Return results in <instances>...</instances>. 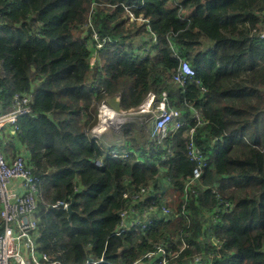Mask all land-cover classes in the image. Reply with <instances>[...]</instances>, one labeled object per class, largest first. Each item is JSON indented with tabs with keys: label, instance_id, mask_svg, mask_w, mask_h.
Returning <instances> with one entry per match:
<instances>
[{
	"label": "trees",
	"instance_id": "1",
	"mask_svg": "<svg viewBox=\"0 0 264 264\" xmlns=\"http://www.w3.org/2000/svg\"><path fill=\"white\" fill-rule=\"evenodd\" d=\"M173 1L0 0V111L15 94L32 97L15 134L30 152L43 200L37 250L51 261L132 264L159 241L176 249L185 241L168 264H201L210 255L212 264H264V41L253 33L264 27V0ZM92 2L93 29L86 25ZM127 9L143 14L149 29L129 22ZM93 30L106 42L91 66ZM169 41L195 70L183 86L170 77L178 61ZM150 91L165 93L185 119L162 144L147 134L138 140L132 128L124 129L120 151L90 136L104 97L120 94L127 110ZM188 104L200 110L201 124ZM193 126L207 162L185 195ZM149 182L176 216L143 234H113L127 188ZM56 201H72V213L51 207ZM194 251L204 252L202 261H190Z\"/></svg>",
	"mask_w": 264,
	"mask_h": 264
},
{
	"label": "built area",
	"instance_id": "2",
	"mask_svg": "<svg viewBox=\"0 0 264 264\" xmlns=\"http://www.w3.org/2000/svg\"><path fill=\"white\" fill-rule=\"evenodd\" d=\"M176 6H180L181 0L173 1ZM97 6L92 2L90 14L86 25L93 29L91 14ZM264 16V10L263 15ZM127 18L129 22L136 25L146 24L149 29V21L143 14L135 15L133 11L127 9ZM257 33V37L264 41V27ZM92 40L90 46L92 56L90 65L94 64L98 58L97 51L102 48L106 42L104 37H100L94 30L91 33ZM152 40L156 42L153 34ZM169 47L172 56L178 61L174 70L170 72L171 79L183 86L188 80H192L195 75L194 68L178 51L176 44L169 41ZM201 92H205L203 86ZM32 97L28 93L14 95V105L0 113V264H59L57 261L49 260L45 252L37 250L36 239L38 233L39 221V202L43 201L40 196L39 181L33 173V167L26 162V158L21 154H16L10 160L7 159L1 144V134L6 127L12 132H19L18 117L22 114L30 113L29 103ZM191 117L197 124L202 123L200 110L193 105L188 104ZM149 115L144 119L145 123L150 122L152 128L149 131L152 140L156 144H162L164 137L172 131L180 128L184 122V116L179 109L167 105L166 94L162 93V100L149 110ZM195 127L188 129L190 140L187 142V156L194 162L191 175L184 184L183 192L185 195L191 190V185L199 180L203 166L206 165L207 156L195 145L192 135ZM170 151L168 150V153ZM111 156L118 154L115 150L110 151ZM96 166H101V159H95ZM169 182V177L166 178ZM127 203L124 208L119 210V222L113 232L115 235H122L125 232H136L143 234L148 226H153L165 216H176L161 188L155 187L153 182L141 184L137 188H127L123 194ZM224 208L228 209L231 202H223ZM68 202L56 201L51 207H58L66 210ZM184 206V203L181 205ZM214 210L212 213L214 215ZM211 242L216 247L220 246L218 239L209 236ZM187 246L185 241L178 249L174 248L172 243L166 244L159 241L154 244V249L147 251L137 258L132 264H168L171 258H177L179 253ZM22 248L25 253H22ZM203 251H194L190 261L200 262L203 260ZM212 255L208 256L201 264H212Z\"/></svg>",
	"mask_w": 264,
	"mask_h": 264
},
{
	"label": "crops",
	"instance_id": "3",
	"mask_svg": "<svg viewBox=\"0 0 264 264\" xmlns=\"http://www.w3.org/2000/svg\"><path fill=\"white\" fill-rule=\"evenodd\" d=\"M185 16H186V14H185ZM130 86H131V81L128 80L127 87L129 88ZM119 96H120V94H119ZM143 100H146V102L143 105L144 108L140 109L141 110V112H140V114H141V117H140L141 122H144V119L149 115L150 111L148 110L149 109V107H148L149 104L148 103L152 102V107L151 108H153L154 106H156L162 100V96L158 97L157 95L154 94V92L150 91V92H148V94L146 95V97ZM166 100H167V98H166ZM100 101H99V103H100ZM167 105L171 106L169 104L168 100H167ZM3 111L4 110H2L0 112H3ZM102 111L105 113L104 110H102ZM107 111L108 110H106V112ZM137 113H139V112H137ZM105 124L107 125L108 123L104 122V118L102 116V119H101L100 123L97 126H95V129L98 130V131H100V130L103 131L104 130V132H106V134H107L108 131H109L108 129H110V128L107 127L108 125L105 126ZM151 128H152V124L150 122H148V130H146L145 128L144 129L149 132L151 130ZM88 130H89V128H88ZM121 140H122V136H121ZM121 140H119L118 142H114L113 140H110L109 142L106 141L107 144L106 143L105 144L107 146H109V145L112 146L115 143H119ZM216 140L218 142L219 139L216 138ZM220 141H221V139H220ZM1 144L3 146V151H4V153H5V155H6L8 160L13 158L16 154L21 153L26 158V162L28 164H30L29 163V160H30V152H29V150L27 149V147H25L24 144H22L19 141V139L16 136V134L14 132H12V130L9 127H6L3 130L2 134H1ZM22 253H25V249L24 248H22Z\"/></svg>",
	"mask_w": 264,
	"mask_h": 264
},
{
	"label": "water",
	"instance_id": "4",
	"mask_svg": "<svg viewBox=\"0 0 264 264\" xmlns=\"http://www.w3.org/2000/svg\"><path fill=\"white\" fill-rule=\"evenodd\" d=\"M34 91L33 86H31L30 88V92L32 93ZM146 102V100H143V102H141V104H139L138 106L132 107L130 109L124 110L122 109V107L120 106V96L119 95H112V96H106L104 97L100 103L96 106L95 108V112H94V118L91 121L90 125H89V134L92 138H97L100 140L101 144H102V140H101V135L97 132L94 131V128L96 126V124L100 123L102 116L104 118V121H108V119L112 118L114 115L116 114H125V113H137V111L141 112L140 109L144 108V103ZM148 107L150 110L152 107V102L148 103ZM104 110L105 113L102 111ZM106 110H108L106 112ZM141 121V120H140ZM109 123V122H108ZM138 125V124H137ZM105 126H107L105 124ZM112 128V126H110ZM114 127V126H113ZM120 126H118L119 128ZM126 127H120V136H122V133L124 131V129ZM104 146H107L105 143H103ZM66 211L68 212V214L70 215L72 213V201L68 203Z\"/></svg>",
	"mask_w": 264,
	"mask_h": 264
},
{
	"label": "rangeland",
	"instance_id": "5",
	"mask_svg": "<svg viewBox=\"0 0 264 264\" xmlns=\"http://www.w3.org/2000/svg\"><path fill=\"white\" fill-rule=\"evenodd\" d=\"M96 108V107H95ZM146 110V109H145ZM139 112V111H137ZM137 116V118H131L128 122H125L123 123L122 125H120V127H126L127 128H132L134 130H132V133L134 134H137L139 137H138V140L140 141H143L146 139L147 135L150 136V132L146 131L148 130V123H145V122H140V112L139 113H136L135 114ZM136 119V120H135ZM135 120V121H134ZM138 124V125H137ZM108 128H110L111 130L108 131V133L106 134V132L104 131H98L94 128V131L99 133L101 135V140L102 141V144L103 143H106L109 142L110 140H113L114 142H118L119 140H121V136H120V127L119 128H116L112 126V128L110 126H107ZM146 130H145V129ZM124 129V128H123ZM135 129L137 130L136 133H135ZM147 134V135H146ZM151 137V136H150ZM115 139V140H114ZM126 139V135L124 138H122V140L119 142V143H115L114 145H109V146H105L104 149L105 150H109L110 148L114 147L116 148L118 151H120V147L122 144H124V140ZM107 141V142H106ZM146 142V141H145ZM3 148V146H2ZM118 151H115V152H118ZM168 197L167 195H165V200H167Z\"/></svg>",
	"mask_w": 264,
	"mask_h": 264
},
{
	"label": "bare ground",
	"instance_id": "6",
	"mask_svg": "<svg viewBox=\"0 0 264 264\" xmlns=\"http://www.w3.org/2000/svg\"><path fill=\"white\" fill-rule=\"evenodd\" d=\"M141 117V116H140ZM131 118H137L135 113H125V114H116L112 118L108 119V122L105 120V123H108V126H114L115 129L118 128V126L122 125L125 122H128ZM136 120V119H135ZM134 120V121H135ZM125 121V122H124ZM141 122V121H140ZM99 124V123H98ZM96 124V126L98 125ZM100 126V125H99ZM108 129V128H107ZM110 130V129H109ZM104 131V130H103Z\"/></svg>",
	"mask_w": 264,
	"mask_h": 264
}]
</instances>
